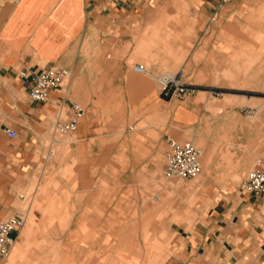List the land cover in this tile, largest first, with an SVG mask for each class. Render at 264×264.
Masks as SVG:
<instances>
[{"label":"crops","instance_id":"0c3cea01","mask_svg":"<svg viewBox=\"0 0 264 264\" xmlns=\"http://www.w3.org/2000/svg\"><path fill=\"white\" fill-rule=\"evenodd\" d=\"M220 2L0 0V220H26L0 264H114L120 252L159 264H264V195L220 188L197 213L161 181L169 139L207 137L189 180L217 165L207 143L229 117L213 112L209 89L264 9V0ZM258 41L245 44L237 80L249 79L246 59L264 69V34ZM138 63L146 73L133 70ZM51 65L69 75L35 101L20 72ZM168 73H181L195 95L165 98ZM73 102L83 110L77 130L60 134ZM216 154L232 157L223 146Z\"/></svg>","mask_w":264,"mask_h":264},{"label":"rangeland","instance_id":"374dc122","mask_svg":"<svg viewBox=\"0 0 264 264\" xmlns=\"http://www.w3.org/2000/svg\"><path fill=\"white\" fill-rule=\"evenodd\" d=\"M260 14L263 15L262 20H258ZM252 20L254 25L259 26L255 35H250L248 32H240L244 41H239L240 50L230 55L228 69L223 72H215L212 80L217 84L209 90L212 91L213 100L212 110L217 115H226L228 119H224L221 128L213 126L211 129L210 138L207 144L212 147L215 152L212 158L216 157L217 165L212 166L209 172L203 169V172L196 179H165L161 177V181L166 185L171 184L176 189L172 192L171 197L181 200L183 209L186 211L195 210L197 213L208 211L216 202L219 196L218 189L228 187H239L242 181L255 168L260 167L258 161H264V76L262 79H256L247 82L237 80L234 75L236 64L244 53L251 54L246 51L248 48L245 44H250L252 47L258 45L259 34H264V9L260 10ZM238 46L237 42L231 41V46ZM264 49V48H263ZM264 52V50H261ZM264 55V53H263ZM248 56V55H244ZM256 57H252V60ZM264 61V56H263ZM259 69L264 71L262 63L257 62ZM149 66V64L147 63ZM246 66L254 67L248 63ZM256 69V67H255ZM181 74V73H180ZM258 80V81H254ZM262 81V82H259ZM196 87V86H195ZM197 88V87H196ZM198 89V88H197ZM164 96V95H163ZM165 97V96H164ZM228 97V98H226ZM170 98V97H165ZM218 139V142L216 141ZM192 140L197 146L204 149L207 137L202 136L200 141H195L193 138H188L186 141ZM185 141V142H186ZM228 142V143H226ZM183 143V142H180ZM230 149L232 157L230 162H226L218 151L220 147ZM205 170V171H204ZM203 175V176H202ZM202 183V185H199ZM177 195V196H176ZM189 214L184 215L188 217ZM189 222L186 218L184 226ZM114 264H159L154 261H142L125 253H118L117 261Z\"/></svg>","mask_w":264,"mask_h":264},{"label":"built area","instance_id":"2783aa9c","mask_svg":"<svg viewBox=\"0 0 264 264\" xmlns=\"http://www.w3.org/2000/svg\"><path fill=\"white\" fill-rule=\"evenodd\" d=\"M230 0H221L223 5ZM133 70L138 73H146L145 63L133 65ZM69 75V70L64 67L51 65L40 71L24 69L20 76L30 78V97L35 101H45L52 90L62 88ZM160 83L165 97L187 98L194 96L197 88L187 84L181 79V74L168 73L160 77ZM71 118L59 119L56 128L60 134L74 133L78 127V120L83 113L81 106L73 102L71 104ZM10 137H15L17 131L13 128L6 129ZM202 149L194 141L189 140L180 143L169 139L164 154V168L162 176L165 179H188L197 176L201 172ZM260 167L252 170L242 181L240 190L242 193L264 195V161L260 160ZM25 217L14 215L0 220V259H7L15 242L13 233L18 232L25 224Z\"/></svg>","mask_w":264,"mask_h":264},{"label":"bare ground","instance_id":"6f19581e","mask_svg":"<svg viewBox=\"0 0 264 264\" xmlns=\"http://www.w3.org/2000/svg\"><path fill=\"white\" fill-rule=\"evenodd\" d=\"M259 42V41H258ZM258 68V67H257ZM256 68V69H257ZM256 69L254 68V67H251L250 68V66H246V65H242V68H241V70L247 75V77L250 79V80H252L254 77H256L255 75H254V73H255V71H256ZM240 70V71H241ZM258 70H259V68H258ZM258 76V75H257ZM248 79V80H249Z\"/></svg>","mask_w":264,"mask_h":264}]
</instances>
